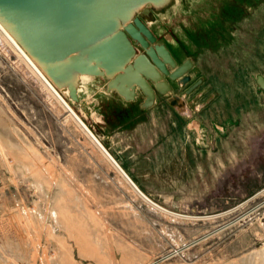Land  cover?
<instances>
[{"label":"rangeland","instance_id":"1","mask_svg":"<svg viewBox=\"0 0 264 264\" xmlns=\"http://www.w3.org/2000/svg\"><path fill=\"white\" fill-rule=\"evenodd\" d=\"M147 7L215 96L201 131L140 90L91 79L85 109L55 84L147 197L0 30V264H264V0Z\"/></svg>","mask_w":264,"mask_h":264},{"label":"water","instance_id":"2","mask_svg":"<svg viewBox=\"0 0 264 264\" xmlns=\"http://www.w3.org/2000/svg\"><path fill=\"white\" fill-rule=\"evenodd\" d=\"M170 1L157 8L148 0L135 10L129 0H0V22L52 81L71 75L68 89L55 84L85 109L82 95L91 79L106 80L105 92L117 91L127 100H136L140 90L146 96L143 107L150 108L158 94L193 81L194 61L179 63L146 19L152 14L147 4L160 11ZM258 82L264 89V76ZM202 83L199 78L168 102L190 113L185 97Z\"/></svg>","mask_w":264,"mask_h":264},{"label":"bare ground","instance_id":"3","mask_svg":"<svg viewBox=\"0 0 264 264\" xmlns=\"http://www.w3.org/2000/svg\"><path fill=\"white\" fill-rule=\"evenodd\" d=\"M148 0H129L127 3V6L131 9L135 10H141L144 4ZM157 8H161L162 6L166 5L169 0H154ZM204 2V1H203ZM195 6V5H194ZM199 6V5H198ZM196 8V7H195ZM182 14V13H181ZM161 26V25H160ZM155 27V26H154ZM165 28V27H164ZM0 30L2 33H4L8 39L13 42L18 50L27 58V60L31 63V65L35 68V70L41 75V77L47 82V84L51 87V89L55 92V94L62 100L63 103L68 107L69 111L80 121V123L86 128V130L90 133V135L96 140V142L103 148V150L108 154V156L111 158V160L123 171L125 176H127L128 182L130 181L141 194H143L145 197V193L138 187V185L129 177V175L125 172V170L122 168V166L118 163V161L115 159V157L108 151V149L104 146V144L100 141V139L96 136V134L90 129V127L86 124V122L77 114L75 109L71 106V104L64 98V96L60 93V91L56 88L55 82L58 84H61L64 88L68 89L69 82L73 79L71 75H63L57 79H55V82L52 81L45 72L40 68V66L34 61V59L24 50V48L19 44V42L14 38V36L7 30L3 24L0 22ZM155 32V31H154ZM162 32V31H161ZM161 39V38H160ZM134 85H131V88H133ZM93 105V104H92ZM103 114V113H102Z\"/></svg>","mask_w":264,"mask_h":264},{"label":"crops","instance_id":"4","mask_svg":"<svg viewBox=\"0 0 264 264\" xmlns=\"http://www.w3.org/2000/svg\"><path fill=\"white\" fill-rule=\"evenodd\" d=\"M170 50L172 51L173 55H174V51L172 50V48L169 46ZM175 56V55H174ZM176 59L178 60L179 63H183L184 61H186L187 59L183 60V61H180L177 57ZM195 63V62H194ZM195 67V65H194ZM259 77V76H258ZM202 78V77H201ZM204 77H203V82H204ZM196 81V80H195ZM195 81H192V82H195ZM191 82V83H192ZM190 83V84H191ZM189 84V85H190ZM188 85V86H189ZM187 86V87H188ZM176 89L178 87H182L178 84H175L174 86ZM187 87H182L183 88V92L184 90L187 88ZM176 89H174L172 91V93L166 95V96H162L160 94L157 95V99H156V103L151 106L150 108L148 109H152L151 111L153 112L154 109H157V107H159L160 103L163 102V100H165V103L168 104V106L179 116H187L189 117L188 120V127L190 130L192 131H201V129L204 127V123L202 121V118L199 116V114L201 112H203L204 110H206L208 107H209V104L210 102L212 101V99L215 97L214 95H211L210 98H207V96L205 95L204 96V93L200 90H196L195 94H191L190 96H186L185 97V100L187 102V106L190 110V113H181L179 111V109L175 108L174 106H172L169 102H168V98L172 95V94H179V95H182V93H179ZM105 92V91H104ZM107 93V92H105ZM82 100H84V98H82ZM146 100V96L144 95V98L142 100V102L140 103V106L141 108H144L143 107V103L145 102ZM133 101H137L136 100H133Z\"/></svg>","mask_w":264,"mask_h":264},{"label":"flooded vegetation","instance_id":"5","mask_svg":"<svg viewBox=\"0 0 264 264\" xmlns=\"http://www.w3.org/2000/svg\"><path fill=\"white\" fill-rule=\"evenodd\" d=\"M153 32H154V30H153ZM157 37H158V36H157ZM158 40H159L160 42H164V43H166L168 47L170 46V43H169V39H168V38L165 37V40L163 41V40H160L159 37H158ZM174 55H175V54H174ZM175 57H176V56H175ZM192 83H194V82H192ZM192 83H191V84H192ZM191 84H190V85H191Z\"/></svg>","mask_w":264,"mask_h":264}]
</instances>
